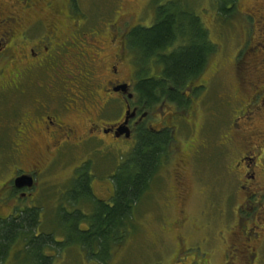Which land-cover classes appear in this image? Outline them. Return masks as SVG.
Returning a JSON list of instances; mask_svg holds the SVG:
<instances>
[{
  "label": "rangeland",
  "instance_id": "obj_1",
  "mask_svg": "<svg viewBox=\"0 0 264 264\" xmlns=\"http://www.w3.org/2000/svg\"><path fill=\"white\" fill-rule=\"evenodd\" d=\"M256 1L261 0H237L235 11L232 13V10L230 11L228 19L220 16L221 13L219 14V6L222 2L220 0H79V3H75V13L86 18L84 26L91 28V35H97L96 40H108V36L112 33L111 30L115 29L112 26L117 23L120 25L118 32L121 34L124 33L125 25L130 31L136 27L148 28L151 24L152 14L156 13L159 7L167 9L166 7H171L172 5L177 6L191 19H198V25L200 27L204 26L208 30L207 38L214 46L215 52L212 53L206 70L200 78L201 81L209 80L205 103L203 101L200 106L203 111L213 112L215 121L213 124L208 122V125L206 123L204 125V120L199 118V123L202 125L200 128L199 126L197 127L198 123H195L192 125L193 131L191 129L189 131L187 127H184L185 132L177 134L179 140H177L178 144H175V146L179 145V147L183 146V148L181 147L178 151L176 149L175 157H179L184 151H188L184 147L190 146V139L195 140L196 144L194 147H198L205 141L208 150L203 152L206 159L201 163L197 160L191 165L189 170L202 179L198 177L194 184H191V190L195 192L193 196L191 194L192 197L186 207L183 208L182 205L177 204V207L173 208L171 223L181 218H186L188 215L191 219L197 218L200 223H211L210 227L212 230L207 232L216 234L217 231L224 229L222 219L224 217H233L234 223L232 225L237 233L235 225L238 212L242 219H249L247 222L249 225L253 223L258 225L259 223L260 226H264L261 225V223H264V108L259 112L261 117H258L252 126L245 124V118L242 117L243 111L251 107L252 102L249 103V100L254 93L253 89L243 84V80L246 79L251 82L264 80V68L260 66L262 65L260 57L264 54L254 50V54L252 53V56H250L248 52L250 43V46L253 47V45L261 42L259 37L263 33L260 32L262 27L258 23V16H254L255 22L246 16V13L249 12ZM4 3L8 5L7 0H4ZM118 14L123 15L121 23L116 21ZM41 17L48 21L52 19L46 13L41 15ZM103 28L106 29L100 30L99 33L97 32V29ZM91 40L93 41L92 38ZM93 42L88 46L80 47L82 52L78 50V46L65 53L63 62L57 66L52 79L45 80L42 88L26 86L28 94L25 95L15 93V87L4 88L1 82L4 76H13L12 79H15V73L18 74L19 70L25 68V66L19 63V60L13 61L15 65L8 64L3 59L0 60V184L2 186L7 183L11 174L8 167L9 159L7 153L16 140V123L25 111L31 112L33 107L39 106V103L36 102L37 99L47 97L48 93L55 94L60 96V107L71 106L74 100L75 102L71 107L83 110L85 109V101L80 99V90L85 92L86 85L91 82V88L95 93H101L102 87L109 79L107 76V70L110 67L108 55L111 50H104L101 53L102 61H93L94 58L90 54L91 60L80 62L78 59H81L83 53L86 56L89 51H93L95 41ZM85 44H87L86 41L82 45ZM181 45H184V43L178 41L172 49H176ZM13 51L16 53L17 50ZM141 60L145 59L142 58ZM26 63H29V61L27 60ZM89 65H92L93 74H91ZM256 65H259V72L255 70L257 68ZM138 66L141 67L139 80H143L145 79L144 77L151 73V70L149 66L146 68L140 62ZM29 67L30 65H26V68ZM131 72L132 68L128 65L120 67L118 79H127L126 81H129ZM25 75H27V72ZM42 91H44V94H42ZM75 95L78 96L75 97ZM94 98H91V100ZM261 100L262 95L259 93L256 101ZM100 107L101 103L96 110ZM197 111L200 110L197 109L194 112ZM91 112L95 113L94 110H91ZM72 115L69 114L64 119H75V116L73 117ZM241 117L242 119L236 122L237 126H233L234 121ZM198 133L200 134L198 135ZM36 143L37 151L27 156L26 165L17 163V167L28 171L32 168V163L40 162L45 166L52 162L57 152L56 149L52 148L50 151L44 149L47 144L45 137H40ZM89 145L84 151H80L77 148L72 149L71 152L65 150V153L68 152L54 160L50 171H47L44 176L39 178L40 186L45 187V191L37 194L35 201V205L41 208L39 232H52L58 242L65 240L64 237L68 239L69 228L66 225L69 219L73 217L77 220L75 216H72L74 215L72 214L74 209L66 205L67 200H64L65 209L69 213L67 219L62 217L63 211L61 213L60 210L61 196L64 194V190L70 188L73 184L72 171L75 170L76 166L86 161L83 167L86 169L83 172L92 178L94 196L104 200L109 196V191H107L108 182H111L117 175L114 171L118 164L119 153L124 156H130L132 153L127 148V144L120 147L122 149L119 153L114 151L115 153L113 152L112 154L109 149L94 146L96 145L95 143H89ZM102 145L107 146V143ZM68 149H71V147ZM187 155L189 156L190 153H187ZM244 157L256 160L254 172H256V182L259 185L253 200L256 206L255 211L250 210L253 207V203L245 200L246 193L241 188L242 185H246L240 181V175L244 169L243 167H236L237 163ZM192 160L194 161L195 158H188V164ZM124 163L122 162V165ZM39 168L40 166L37 167V169ZM162 169L160 168V173ZM234 171L235 173L231 176L230 172L233 173ZM187 175L189 174L187 173ZM1 185L0 216L6 217L11 215L12 212L14 214L15 210L20 211L21 205L17 202L16 209L11 210L9 204L2 203L7 195ZM156 188L157 184L154 182L148 192L143 195L142 202L134 211V219L131 222L133 227L130 233H128L124 242L112 247L111 258L105 260V264H157L159 257L162 255V242L159 230L162 222L160 218L164 216L167 219L169 212L163 204V196L156 194L154 197ZM199 191H204L203 196L201 194L198 195ZM10 202L15 204V200H8V203ZM29 203L32 204L31 202ZM92 209L93 206H88L84 208L83 213L90 215ZM259 217L262 220L255 222V218ZM90 221V219L77 220V223L81 222L79 229L84 230L85 225L83 222L88 224ZM118 231L120 233V227ZM206 234L204 232L202 236ZM234 238L235 243L242 240L237 236ZM229 242L231 243L232 240ZM252 244L254 243L250 242L248 245ZM232 247L233 245H231ZM196 248L197 254H205L206 251H204L203 247L198 246ZM199 249H202V251H199ZM16 252L17 249L14 252L12 251L2 264H19V261L15 258ZM44 252L48 253V255L55 254L53 264H102L89 252L74 244L56 251L54 249H45ZM257 253L260 260L259 264H264V232L260 236ZM105 254L104 256H106ZM235 254L233 252L232 258L234 257V259L232 260L234 264H244L246 256L242 255L239 260V256L237 257ZM213 260L215 264H223L224 257L222 252L219 251L215 254Z\"/></svg>",
  "mask_w": 264,
  "mask_h": 264
},
{
  "label": "flooded vegetation",
  "instance_id": "obj_2",
  "mask_svg": "<svg viewBox=\"0 0 264 264\" xmlns=\"http://www.w3.org/2000/svg\"><path fill=\"white\" fill-rule=\"evenodd\" d=\"M7 1L8 5L4 3V0H0V60L3 59L11 65H15L14 60H19V63L24 65L25 68L20 69L18 74L15 73V79H12L13 76H4L1 79L4 88L15 87V93L22 95L28 94L26 86L42 88L43 82L52 79L54 76L57 66L63 62L65 53L78 46V50L82 52L80 47L88 46L94 43L93 41H95L93 51H89L86 56L83 53L81 59L78 58L80 62L91 60L90 55L94 58L93 61H102L100 56L104 50L110 49L111 53L108 55L110 67L107 70V76L109 79L102 87L101 93H95L91 88V82L86 85L85 92L80 90L79 96L80 99L85 101V109L78 110L71 107L75 102L74 100L71 106L60 107V96L48 93L47 97H40L36 100L39 103L38 107H33L31 112L25 111L17 123L14 121L17 125L16 140L7 153L8 167L11 174L5 185L0 184L7 195L2 203L9 204L11 210H15L16 203L19 202L21 210H15L14 214L36 208L37 194L45 191V187L40 186L39 178L50 171L54 160L68 151L71 152L74 148L84 151L90 146L89 143H95L94 146L109 149L112 154L114 151L119 153L122 149L120 147L127 144V148L132 151L130 155L134 156L143 135L162 137L164 144L158 156L157 170L152 172L148 180L149 189L156 182L157 188L154 197L156 194L163 196V204L169 212L167 219L164 216L160 218L162 222L159 229L162 255L159 257L157 264H215L213 257L219 251L222 252L224 257L223 264H234L232 260L234 259V257L232 258L233 252L236 253L235 256H239V260L242 255L246 256L244 264H259L257 249L260 236L264 232V226H260L259 223L258 225L256 223L249 225L247 223L249 219H242L238 212L235 225L237 233L232 225L234 223L233 217H224L222 219L224 229L217 231L216 234L207 232L212 230L211 223H200L197 218L191 219L188 215L186 218L176 220L174 223L170 222L173 217V208L177 207V204L182 205L183 208L186 207L193 196L195 191L191 190V184H194L200 176H196L189 169L193 162L198 160L201 163L206 159L203 152L208 150L205 141L198 147H194L195 140L190 139V146L184 147L188 151H184L179 157H175L176 149L178 151L181 147L183 148V146H175V144H178L177 140H179L177 134L185 132L184 127H187L189 131L190 129L193 131L192 125L195 123H198L197 127L200 128L202 125L199 123V118L204 120V125L205 123L208 125V122L213 124L215 121L214 113L208 110L207 112L206 110L203 111L200 106L203 101L205 103V96L209 88V80L201 81L200 79L206 68L200 76L190 80L184 87L176 88L164 78L159 68L152 65L150 68L151 73L145 79L164 82L167 89L166 91L156 89L155 99L151 101L144 100L140 94L142 85L141 80H139L138 57L129 47L128 35L131 31L126 27L127 25L124 26L123 34L118 32L120 25L117 23L112 26L115 29L111 30L112 33L108 36V40H96L97 35H91L90 33L91 28L84 26L86 18L83 15H77L74 11L76 9L75 3L79 0ZM159 8L156 13L152 14L149 27L154 26L156 23ZM166 8L167 10L170 9V7ZM233 9L234 3L230 1L227 10L233 12ZM263 11L264 0H261L254 2L252 8L246 13V16L254 22V16H258V23L262 27L260 32H263L259 37L261 42L253 45V47L250 46V43L248 49L250 56H252V53L254 54V50L264 54ZM44 13L49 14L52 19L48 21L42 18L41 15ZM122 19L123 15L118 14L116 21L121 23ZM106 28L97 29V32L99 33L100 30ZM84 41L87 44L82 45ZM13 50H17L16 53ZM211 55H206L207 62H209ZM260 58L262 64L260 66L264 68V55ZM27 60L29 63H26ZM26 65H30V67L26 68ZM125 65L132 68L129 81L118 79L120 67ZM89 66L91 67V74H93L92 65ZM256 67L255 70L259 72V65H256ZM26 72L27 75H25ZM259 81L243 80V84L253 89L254 92L249 100V103L252 102L251 107L245 109L242 114V117L245 118V124L251 126L258 117H261L259 112L264 108V80ZM259 93L262 95V100L256 101ZM42 94H44V91H42ZM77 96L75 95V97ZM91 98L94 99L91 100ZM100 103L101 107L96 110ZM197 109L200 111L194 112ZM91 110H94L95 113H92ZM69 114H73L72 116H75V119L65 120L64 118ZM242 117L234 121L233 126H237L236 122L241 120ZM40 137H45L47 141L45 150L50 151L55 148L57 151L52 162L45 166L40 162L32 163V168L28 171L17 167V163L26 165L27 156L37 151L36 142ZM103 143H107V146L102 145ZM69 147L71 149H68ZM65 150L68 151L65 153ZM187 153H190V155L188 156ZM129 157V155L124 156L119 153L118 164L114 172L118 173L123 160L126 161ZM193 157L195 160L188 164L187 159ZM85 164L86 161L76 166L75 170L72 171V180H77L84 175L83 167ZM38 166H40L39 169H37ZM255 166L256 160L247 157L242 158L236 165V167H243L244 169L242 176L240 175V181L246 185H242L241 188L246 193L245 200L251 203L255 199V191H257L259 185L256 182ZM160 168H163L161 173ZM234 173L235 171L230 172V175L232 176ZM20 176H27L32 180H29V184L18 186L16 179ZM90 186H92V183ZM108 186L109 196L104 200L99 199L106 203H110L115 190L113 180L108 182ZM199 194L203 196L204 191H199ZM8 200H15V204L8 203ZM28 202L32 204H28ZM250 210H256L254 203ZM14 214L12 212L11 215ZM9 216H0V219ZM258 220L262 219L260 217L255 218V222ZM261 225H264V223H261ZM204 232L207 234L202 236ZM235 236L242 240L235 243L233 240ZM230 240H232L231 243ZM250 242L254 244L248 245ZM231 245H233L232 248ZM198 246L205 249V254H197L196 247ZM199 251H202V249H199Z\"/></svg>",
  "mask_w": 264,
  "mask_h": 264
},
{
  "label": "trees",
  "instance_id": "obj_3",
  "mask_svg": "<svg viewBox=\"0 0 264 264\" xmlns=\"http://www.w3.org/2000/svg\"><path fill=\"white\" fill-rule=\"evenodd\" d=\"M230 1L234 3L235 11L237 0H220L219 14L225 19H228L230 14L227 10ZM198 22V19H191L177 6L172 5L169 10L160 7L154 26L136 27L131 30L128 35L129 47L137 54L142 66L150 68L154 64L167 81L176 88H182L204 72L208 63L206 55L215 52L214 46L207 38L208 30L203 25L200 27ZM178 41L184 45L172 49ZM142 58L145 60L142 61ZM141 85L140 94L148 101L155 99L156 89H167L166 83L153 80L143 79ZM163 142L162 137L143 135L134 156L130 155L113 179L115 190L110 203L94 196L90 186L92 178L88 174L73 180L71 187L64 190L61 196L62 217L67 219L69 215L64 205V200H67L66 205L74 209L72 216L78 221H91L88 224L83 222L85 229L80 230L81 222L77 223V220L71 217L66 225L69 228L68 239L64 237L65 240L58 242L52 232H39L40 207L0 219V264L7 260L15 249V258L19 264H53L55 254L48 255L44 250L56 251L71 244L81 247L105 264V260L111 258L112 247L124 242L133 227L131 222L134 219V211L149 190L148 180L152 172L157 170ZM88 206H93L91 214L86 213L89 216L83 213L84 208Z\"/></svg>",
  "mask_w": 264,
  "mask_h": 264
},
{
  "label": "water",
  "instance_id": "obj_4",
  "mask_svg": "<svg viewBox=\"0 0 264 264\" xmlns=\"http://www.w3.org/2000/svg\"><path fill=\"white\" fill-rule=\"evenodd\" d=\"M29 180H32V179L28 178L27 176H21L18 179H16V184L18 186L20 185L23 186L24 184H29Z\"/></svg>",
  "mask_w": 264,
  "mask_h": 264
}]
</instances>
